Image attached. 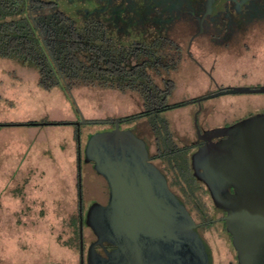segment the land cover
Here are the masks:
<instances>
[{"label":"rangeland","instance_id":"1","mask_svg":"<svg viewBox=\"0 0 264 264\" xmlns=\"http://www.w3.org/2000/svg\"><path fill=\"white\" fill-rule=\"evenodd\" d=\"M56 1L54 9L69 16H74L77 8L94 9L93 3ZM147 3L148 0H114L108 4L124 7L116 9L119 13L113 20L122 29H107L113 42L123 46L158 43V30L152 19L159 15L149 10ZM258 40L243 54L231 49L213 56V61L203 63L205 72L189 61L175 67L169 77L174 87L166 102L187 104L156 118V122L168 124L173 136L171 144L154 135L147 120L120 126L125 132L136 131L146 141L149 154L156 157L153 164L165 174L168 188L184 200L197 196L201 200L206 191L191 171V150L174 153L179 150L176 140H192L195 122L204 118H208L207 127L219 128L264 115V93L211 97L224 89L264 87V45ZM12 70L19 81L10 79L8 72ZM34 77L32 70L0 64V123L42 119L75 123L80 121L79 114L88 120L117 118L141 111L135 97L109 89L80 87L72 90L77 112L61 90L41 91ZM197 98L203 100L193 102ZM80 131L83 153L92 138L111 133L107 125H82ZM74 134V125L0 128V264H79L77 218L80 213L85 218L96 200L105 201L106 183L91 163L83 162L82 211H78ZM206 202L203 198L199 205ZM81 238L84 246L94 238L85 224L81 226ZM220 252L224 254L217 255L219 260L226 263L231 259L226 249L221 247Z\"/></svg>","mask_w":264,"mask_h":264},{"label":"water","instance_id":"2","mask_svg":"<svg viewBox=\"0 0 264 264\" xmlns=\"http://www.w3.org/2000/svg\"><path fill=\"white\" fill-rule=\"evenodd\" d=\"M253 93H264V87L224 89L211 97ZM79 116L77 125L85 124ZM110 123L114 130L92 138L84 151L109 191L106 206L95 203L86 213L85 224L97 238L90 250L102 242L114 245L108 264H209L208 248L183 202L148 162L146 143L121 131L118 120ZM218 132L226 138L192 156L193 175L226 213L237 264H264V115ZM96 263L90 251V264Z\"/></svg>","mask_w":264,"mask_h":264},{"label":"trees","instance_id":"3","mask_svg":"<svg viewBox=\"0 0 264 264\" xmlns=\"http://www.w3.org/2000/svg\"><path fill=\"white\" fill-rule=\"evenodd\" d=\"M86 8H77L72 18L54 9L53 3L41 0H0V64L12 69L32 70L41 91L59 89L71 100L78 112L72 90L101 88L135 97L141 111L117 118L85 119V124L69 121H27L0 123L9 126H75L77 208L82 211L81 166L86 162L82 149V125H108L147 120L154 135L168 144L172 133L164 121L156 122L163 112L177 109L186 102L168 104L167 97L174 84L169 78L180 58H174L173 42L164 40L149 44L118 45L99 24L84 18ZM156 43V46H155ZM157 48V49H156ZM179 51V50H178ZM169 58V59H167ZM171 62L169 65L168 63ZM11 78L15 73L8 72ZM197 98L193 102H200ZM182 150H175L174 153ZM159 157V156H158ZM156 158V157H155ZM81 213L77 218L76 236H81ZM85 223V218H84Z\"/></svg>","mask_w":264,"mask_h":264},{"label":"flooded vegetation","instance_id":"4","mask_svg":"<svg viewBox=\"0 0 264 264\" xmlns=\"http://www.w3.org/2000/svg\"><path fill=\"white\" fill-rule=\"evenodd\" d=\"M41 1L53 3L54 7L57 5L56 0ZM64 1L93 3L94 9L84 11L86 20L99 24L106 31L108 27H113L116 30L122 29L113 20L117 18L119 13L116 9H123V4L110 7L108 4L114 0ZM147 7L159 15L158 18L154 17L152 19L156 23L158 30L159 38L157 40L159 42L162 40L173 42V59L180 58V62L189 61L190 64L195 65L204 72L203 63L205 61H213V56L217 57L218 53H228L231 49H237V52L239 51L243 54L251 46H254L253 44L258 39H260V41L258 40L260 44L264 45V0H148ZM67 17L72 18L68 14ZM177 26L178 28L176 29ZM178 40L183 43H178ZM207 119L204 118L199 123L196 122L194 124L192 133L194 138L192 140L184 138L176 140L179 150L184 153L191 150L189 164L192 173V156L209 145L225 139V136H218L220 133H216V130L228 128L232 125L210 128L207 127ZM122 124L119 122L120 130ZM107 126L111 132L114 130L115 126L113 123H109ZM133 133L139 137L136 131ZM139 138L142 139L141 137ZM110 139L111 137L108 138V140ZM147 151L148 162L155 166L153 164L155 157L149 154L148 149ZM199 184L206 191V193L202 194L205 201H207L206 205H199V201H202L203 198L199 200L198 196L190 197V200L186 199L189 201L190 206L186 200L178 197L190 214L195 232L208 248L209 264H237L236 252L232 246L231 236L226 229L224 221L226 213L214 206L206 187L201 182ZM105 195L104 202L96 200L95 203L101 206L107 205L109 200L107 184ZM82 224H85L84 218L80 220V225L82 226ZM93 236L94 238L86 246L83 245L80 236L78 247L79 264H90V251L97 260L96 264H108L107 261L116 247L110 242H102L95 244L92 248L93 250H90L91 245L97 241L94 234ZM221 247L226 249L228 254L230 253L232 256L226 263L217 258L218 254H224V252H220Z\"/></svg>","mask_w":264,"mask_h":264},{"label":"crops","instance_id":"5","mask_svg":"<svg viewBox=\"0 0 264 264\" xmlns=\"http://www.w3.org/2000/svg\"><path fill=\"white\" fill-rule=\"evenodd\" d=\"M9 77H10V76H9ZM9 77H8V78H9ZM10 79L18 80L17 76H16V78H11V77H10ZM33 80H34V82H35V77L33 78ZM18 81H19V80H18ZM30 129H32V128H30ZM35 131H36V130H35ZM39 134H40V133H39Z\"/></svg>","mask_w":264,"mask_h":264}]
</instances>
